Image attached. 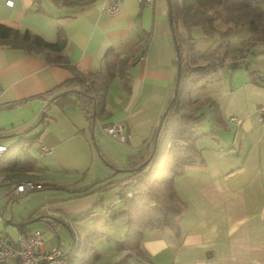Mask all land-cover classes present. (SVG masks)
I'll return each instance as SVG.
<instances>
[{"label":"crops","instance_id":"obj_1","mask_svg":"<svg viewBox=\"0 0 264 264\" xmlns=\"http://www.w3.org/2000/svg\"><path fill=\"white\" fill-rule=\"evenodd\" d=\"M7 1L0 0V23L49 42H56L62 31L66 38L62 54L68 63H55L54 53H28L0 42V145L9 147L19 133L35 138L28 151L37 164L30 172L0 173V236L14 241L21 228L38 229L29 224L44 216L66 215L52 208L45 214L34 207L20 217L11 210L6 217V202H18L22 196L8 195L13 185L25 180L51 183L56 186L43 189L76 191L69 198L82 197L90 194L89 184L98 185L95 181L111 176V169L123 168L130 155L146 153L174 94L177 56L165 0H156L154 6L122 0L116 15L104 11L107 0H68L71 4L12 0V5ZM248 30L242 28L231 39L217 38L208 45L205 41L211 38L196 28L185 42V58L200 65L221 55L216 49L225 42L220 59L226 65L183 91L185 111L200 115L202 122L196 131V159L182 168L174 182L186 202L180 233L169 227L147 229L142 242L146 259H132L130 264H264V123L258 112L264 103V42ZM110 50L119 54L122 64L104 92L107 115L92 124L82 107H61L55 97L59 86L77 75L105 71ZM233 62L240 67L233 69L238 73H229V83L221 75L217 92L205 95L199 90ZM204 101L210 109L208 119L200 111ZM233 116L238 120H231ZM108 124L124 125L126 144L103 132ZM107 139L117 141L114 152ZM34 143L37 155L30 151ZM41 143L51 150L49 154L40 151ZM112 203L117 207L119 197ZM121 233L106 264L127 254L117 244L125 236L126 222Z\"/></svg>","mask_w":264,"mask_h":264},{"label":"trees","instance_id":"obj_2","mask_svg":"<svg viewBox=\"0 0 264 264\" xmlns=\"http://www.w3.org/2000/svg\"><path fill=\"white\" fill-rule=\"evenodd\" d=\"M58 1L71 4L68 0ZM172 3L176 40L182 57L181 80L177 98L164 120L156 152L149 163L143 165L152 151V139L146 153L129 156L127 164L121 168L127 173L123 178L115 180L114 173L95 181L94 184L98 183L99 186L91 191L104 192L111 188H118L119 191L120 206L114 208L112 205L110 215L112 219L125 218L126 233L117 244L127 254L114 264H130L132 259H146L142 242L145 231L149 228L169 227L175 233H180L179 219L186 209V202L177 193L174 182L182 168L196 159L199 150L196 131L202 122L200 115L185 111L183 91L194 85L198 78L226 65L219 58L202 65L188 62L184 56V44L190 41L193 30L197 28L209 38L217 36L227 41L232 34L247 26L252 37L264 42V10L258 8L259 4H255V0H183L180 4L177 0H172ZM218 23L228 26L219 29ZM184 30L187 34H184ZM0 42L28 53H54L55 63L68 65L62 54L66 45L62 31H59L56 42H49L28 30L21 31L0 23ZM105 61V71L88 76L77 75L75 79L61 84L59 94L55 97L61 107H82L92 124L107 115L104 92L122 64L119 54L112 50L105 56ZM228 67L236 69L240 66L238 62H233ZM18 135V141L7 147V151L0 156V173L7 171L18 174L36 169V160L28 151L35 138L28 137L25 133ZM55 186L56 184L44 183L37 190ZM8 195L15 198L19 194H13L10 190ZM89 214L90 212L83 211L80 217ZM54 219L49 220L51 227H54L55 221L64 223L59 217ZM68 228L72 234V228ZM20 230L21 234L27 232L23 228ZM63 252L70 263V251Z\"/></svg>","mask_w":264,"mask_h":264},{"label":"rangeland","instance_id":"obj_3","mask_svg":"<svg viewBox=\"0 0 264 264\" xmlns=\"http://www.w3.org/2000/svg\"><path fill=\"white\" fill-rule=\"evenodd\" d=\"M165 2H167V0H165ZM177 2L180 4L183 0H177ZM256 3L259 4L258 8L260 7L264 10V0H255V4ZM227 26V24L220 23L219 25L218 23L219 29H225ZM248 32L250 34V30H248ZM217 38L218 37L216 36L205 42L206 44L211 45ZM223 43L224 44H221L220 47L216 49L217 54H221L217 57L219 59L227 48L225 42ZM202 57L204 56H201V58ZM201 58L199 61L205 60V58H202L204 60H201ZM219 72L220 75L218 79L217 75H213V80L208 81L209 84L206 88H203L202 86L200 87L199 90L203 91L205 95H211L212 92L218 91L222 82L221 75H223L225 79H228L229 83L230 74H234V72L238 73L239 71L233 69L230 71L229 68H225L224 71L220 70ZM237 77L238 74L234 78L236 79ZM204 103L206 102L204 101ZM202 106L203 107L200 108V111L203 112L205 114V118L207 117L208 119L210 109L207 106V103ZM206 129L207 126L203 128V130ZM103 132L105 131L103 130ZM107 140L109 147L114 152L118 148L117 146H119L117 145L118 143H116L117 141H112L110 139ZM118 142H120V144L123 143L121 141ZM30 151L32 154L37 155V146L35 143L32 145ZM109 156L111 157V160L116 161L112 154H109ZM117 169L120 168L111 169L110 172V174L112 173L111 175L115 173V180L121 179L127 174L123 171L116 172ZM89 179L90 176H88L86 183H88L87 181ZM98 185L90 186L89 184L86 191H92L96 189ZM75 193L76 191H66L59 188L43 189L26 194L22 193V196L18 197V202H6L8 204V208L5 210V214L6 217H9L11 215V210H13L16 216L20 217L27 212L28 209L34 207L45 214L48 213L51 208L55 209V212L59 213V215H66L65 217H59L64 221V223L55 221V228L51 227L50 223H48L50 218L55 220L54 218L58 216L50 215L48 218L44 217L42 220L29 224V227L42 230L46 240L50 241V243L54 245L60 246L66 252L70 251L72 261L69 264H106L111 258L113 252L117 249L116 239L123 237L121 231L125 227V218L118 217L116 219H112L110 215V212L112 211V204H114L112 202L119 197L118 188H111L99 193L94 191L93 193L82 197L69 198ZM28 199H33L35 202H26ZM41 200H48L49 202H38ZM93 200L101 201L93 202ZM119 206L120 204L117 205V207ZM113 207L117 208L115 206ZM81 211H85L87 213L90 212V214L83 218L76 216V214H81ZM68 226L72 228V234ZM109 234L112 236H109Z\"/></svg>","mask_w":264,"mask_h":264},{"label":"built area","instance_id":"obj_4","mask_svg":"<svg viewBox=\"0 0 264 264\" xmlns=\"http://www.w3.org/2000/svg\"><path fill=\"white\" fill-rule=\"evenodd\" d=\"M143 4L154 6L156 0H139ZM8 5H12L13 1H7ZM122 0H107L104 11L109 15H116L121 12ZM3 88L0 84V95ZM259 119L264 123V103L258 108ZM231 120L237 121V117H231ZM103 130L112 137L125 142V127L122 124H108ZM7 151V146L0 145V156ZM40 151L43 154H49L51 150L47 145L41 143ZM41 187V183L33 180H25L13 185V194L23 193ZM69 259L64 255L63 249L50 243L44 237V233L40 229L20 234L16 240H10L4 236H0V264H68Z\"/></svg>","mask_w":264,"mask_h":264},{"label":"water","instance_id":"obj_5","mask_svg":"<svg viewBox=\"0 0 264 264\" xmlns=\"http://www.w3.org/2000/svg\"><path fill=\"white\" fill-rule=\"evenodd\" d=\"M167 4H168V8H169V24H170V28H171V31H172L173 40L175 42V50H176V56H177V76H176V81H175L173 97L170 100L167 108L165 109L164 113L162 114V116L160 118V121L158 123V126H157L156 131H155L154 136H153L152 151H151L149 157L147 158V160L143 163V165L149 163V161L153 157L154 153L156 152L157 142H158V138H159L161 129L163 127L164 120H165V118H166L171 106L173 105V103L175 102V100L177 98L178 91H179V86H180V80H181V70H182V59L181 58L182 57H181V52H180V48H179V45H178V41L176 40L172 0H167ZM122 171H124V170L123 169H117L116 170V172H122ZM29 223H31V222H29Z\"/></svg>","mask_w":264,"mask_h":264}]
</instances>
